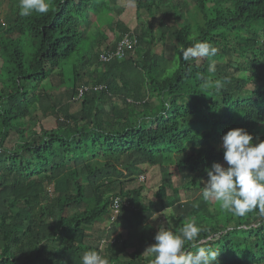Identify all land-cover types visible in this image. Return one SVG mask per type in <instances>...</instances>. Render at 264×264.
Masks as SVG:
<instances>
[{
	"label": "trees",
	"instance_id": "obj_1",
	"mask_svg": "<svg viewBox=\"0 0 264 264\" xmlns=\"http://www.w3.org/2000/svg\"><path fill=\"white\" fill-rule=\"evenodd\" d=\"M194 1L193 13L179 0L160 15L173 0H129L116 11V0H49L48 13L24 17L10 0L0 20V264H81L88 250L110 264H150L144 251L158 228L179 232L192 219L204 229L202 246L220 251L219 264H264L259 210L235 216L205 201L200 186L206 169L224 162L220 138L229 128L264 140V0ZM183 9L190 23L171 27L167 16L177 22ZM107 15L102 40L90 42V24ZM129 32L135 50L100 62ZM168 33L177 43L172 61L160 52ZM198 41L216 55L184 61L181 50ZM54 75L72 99L83 84L92 88L58 106L46 88ZM150 215L158 224L143 221Z\"/></svg>",
	"mask_w": 264,
	"mask_h": 264
},
{
	"label": "clouds",
	"instance_id": "obj_2",
	"mask_svg": "<svg viewBox=\"0 0 264 264\" xmlns=\"http://www.w3.org/2000/svg\"><path fill=\"white\" fill-rule=\"evenodd\" d=\"M49 10V0H19L21 16L46 14ZM216 53L217 48L207 41L195 42L181 50L186 62L214 57ZM207 71H216L214 61L209 63ZM221 86L218 81L217 88ZM220 140L224 163L214 162L206 169L208 179L202 189L203 199L215 202L222 210L238 217L257 209L264 217V140L257 137V142H254L253 134L244 127L229 128ZM141 178L140 181H143L144 178ZM202 231L204 229L194 219L185 223L179 232L160 226L154 236L155 243L144 252L152 256L150 264H219L220 251L202 246L199 241ZM186 245L195 251L189 250ZM81 264H110V260L101 251L88 250L82 255Z\"/></svg>",
	"mask_w": 264,
	"mask_h": 264
},
{
	"label": "rangeland",
	"instance_id": "obj_3",
	"mask_svg": "<svg viewBox=\"0 0 264 264\" xmlns=\"http://www.w3.org/2000/svg\"><path fill=\"white\" fill-rule=\"evenodd\" d=\"M111 1V0H110ZM182 1V0H180ZM128 2L129 0H116V2H114L112 4V6L114 7V10H120L121 9V6L123 4H126V8L127 5H128ZM179 2V0H173L172 3H165L164 5H162L155 13L156 14H162L164 12H170L171 10V5L173 3H177ZM188 4H189V10L190 12H194L195 9H194V5H195V1L194 0H187ZM9 7H10V0H0V20L1 21H4L8 18V13H9ZM182 17L177 21L175 22L174 21V16L169 14L167 17V22L168 24L171 26V27H179L181 25H185V24H189L190 23V18H189V13L187 14L186 13V10H182ZM125 13H123L120 17L122 18L123 15ZM191 14V13H190ZM112 15H114L115 17L117 16V13L116 12H113ZM109 17V15H107L105 17V20L104 21H101V22H94V23H91L90 24V27H89V35H90V42H93V39H98L100 37V40H102L101 38V34L103 33L104 31V28H105V25L107 24V18ZM162 17V16H161ZM146 16H145V13L142 15V18H141V23L143 24L145 21H146ZM133 27V26H132ZM136 27H134L132 30H134ZM136 30V29H135ZM157 34V33H156ZM107 44V42H106ZM177 46V43L174 39V37L172 36L171 33H168L167 35V38L165 40V42L162 44V49H161V53L163 52L165 58L169 59L170 61L173 60L174 58V51H175V48ZM233 61L234 62H238V57L237 56H233ZM217 64H221V61L217 62ZM71 64L69 65H65L63 67V72H64V79H71L72 78V73H71ZM58 75H54V78L52 80L54 81H51V84L54 88L53 89H50V85H46V88L48 87L49 89V92L51 94V96L53 97V100L56 102V104L58 106L66 103V102H71L72 101V91L71 89H67L63 83L59 82V86L57 85H53V83L55 82H58ZM73 104V109H78L79 108V103H72ZM41 120L43 121V125L46 127V128H52L54 127V118H50V119H45V118H42L40 117ZM16 146V138H13L12 142H11V147H15ZM224 163V162H223ZM208 179V177H204L202 178L200 181V186L203 187L204 186V182H206ZM140 183L138 182V180H134L132 182H128L127 183V187H135L137 185H139ZM195 194V191H191V192H188L187 193V196L189 199H192L193 196ZM196 195L197 196H200L201 195V191L198 190L196 192ZM174 210L177 212V213H181L185 210V206L183 205H176L174 207ZM157 213L154 215L156 216ZM154 216H149V218H143V221L144 222H149L153 225H156L158 224V222L155 224L154 222H156L157 220L154 218ZM162 221L163 223H166V220H164L162 218ZM104 223H101V224H97V225H94V227H90L88 228V231L91 233V232H94L96 229H98L100 226H103ZM160 226V225H158ZM95 243V242H93Z\"/></svg>",
	"mask_w": 264,
	"mask_h": 264
},
{
	"label": "built area",
	"instance_id": "obj_4",
	"mask_svg": "<svg viewBox=\"0 0 264 264\" xmlns=\"http://www.w3.org/2000/svg\"><path fill=\"white\" fill-rule=\"evenodd\" d=\"M138 44V38L135 34H125L121 37L118 42L116 43L114 48L108 50H102L99 55L100 62L108 63L112 60H123L126 58L128 52H133ZM92 88L91 84H86L78 87L76 89V96L74 101L81 99L86 92H88ZM103 86H96V89H102ZM143 180V178H141ZM120 200L116 198L113 203V215L112 219L116 220L117 216L115 217L116 213L119 212Z\"/></svg>",
	"mask_w": 264,
	"mask_h": 264
}]
</instances>
